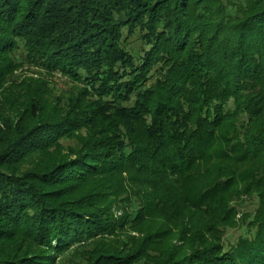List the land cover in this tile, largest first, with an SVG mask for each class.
<instances>
[{"label":"trees","instance_id":"trees-1","mask_svg":"<svg viewBox=\"0 0 264 264\" xmlns=\"http://www.w3.org/2000/svg\"><path fill=\"white\" fill-rule=\"evenodd\" d=\"M196 6L0 0V89L75 86L5 88L0 264H264V0ZM235 188L259 207L225 251Z\"/></svg>","mask_w":264,"mask_h":264},{"label":"rangeland","instance_id":"rangeland-1","mask_svg":"<svg viewBox=\"0 0 264 264\" xmlns=\"http://www.w3.org/2000/svg\"><path fill=\"white\" fill-rule=\"evenodd\" d=\"M191 4L199 5L202 0H190ZM223 3H226L228 0H220ZM240 0H234V2H239ZM196 6V7H197ZM141 28H138L133 34V36L129 37L128 33L124 30L123 36L124 39H129L132 41H135L137 39V32ZM23 51L22 47H19L18 50L15 52V58L11 57L13 61L16 63V59L20 61L21 58L20 54ZM18 57V58H17ZM17 64V63H16ZM159 69V65H154L153 69L151 70V76L154 75ZM27 80L37 81V80H44L49 83L50 86H53L56 88L57 91H71L74 89L73 82H71L69 79L62 77L58 74H52L47 73L46 71L34 67L32 65H29L27 63L21 64L18 66V68L13 71V73L8 77L5 84L0 89V113L5 115L7 113V109L5 108L4 101L6 100V93L5 88L6 86H11L13 82L14 84H19ZM236 190L238 188L232 189L230 192V206H232L233 213L228 219V222L223 223L221 225V235H220V241L222 242L223 248L225 251H228L232 248H234L237 243L241 239H247L250 237V231L253 230L252 222L254 219V216L258 210L259 207V201L256 196V194L251 195H237ZM119 216V214L117 213ZM169 242V241H168ZM175 243V241H172ZM168 244V243H167ZM179 245V244H178ZM190 250L184 249V254L189 253Z\"/></svg>","mask_w":264,"mask_h":264}]
</instances>
